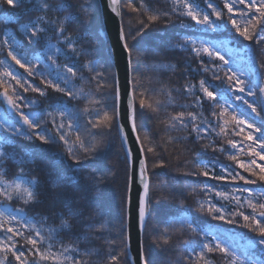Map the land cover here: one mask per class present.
<instances>
[{
    "label": "snow or ice",
    "instance_id": "snow-or-ice-1",
    "mask_svg": "<svg viewBox=\"0 0 264 264\" xmlns=\"http://www.w3.org/2000/svg\"><path fill=\"white\" fill-rule=\"evenodd\" d=\"M11 9L20 8L24 5V13H39L30 21L19 24L18 31L24 36V41L17 38L15 32L7 28L0 30V101L7 105L12 116L11 119H0V264H94L92 257L99 258V251L95 247H88L94 242L112 243L104 238L105 225L102 222H93L84 225L85 231L76 236L74 241L66 242L61 238V233L72 227L70 220L64 214L58 213L60 224L56 227L47 226V216L39 214L29 216L27 209L40 201L38 200L37 187L39 181L35 176L30 175V165L34 163L33 154L24 149L16 141L26 142L39 141L42 144H54L59 141L65 152L75 163L79 164L80 159L76 150L85 154L95 153L99 150L100 144L95 142V135L88 128L84 131L92 136L91 143H88L81 135L80 125L73 112L63 100L55 105H49L50 111L40 112L35 109L26 113L24 108H32L38 103L37 99H29L26 93L32 92L39 97H47L48 89L62 94L71 100H85L95 105L94 119L88 120L92 129L105 127L108 131L113 128L118 132L122 145L125 146L126 156L129 161L132 159V152L127 148L128 136L124 124L121 123L120 101L121 92L118 78L114 81V106L111 111L103 105V101L91 92H86L83 87H76L75 81L83 80L79 74L75 60L86 56V45L89 41L88 27L92 23V13L88 11L90 6L80 5L79 17L74 16L70 6L57 4L54 0H3ZM206 7H201L198 0H170L169 11H159L148 8L144 0L139 4L135 0H108V8L116 17H122L123 10L138 13L146 17L147 22L141 19L142 25L136 35L126 36L123 25L120 27L119 40L127 56V63L131 67L133 62V49L129 46L128 39H136L151 24L160 21L162 18L171 19L172 16L184 17L201 25L205 30L213 32L221 31L231 25L235 33L245 41L254 42L260 45L264 42V0H221L223 8L219 7L215 0H203ZM243 6V7H239ZM226 10V12H225ZM0 22L8 24L14 22L7 17L0 16ZM71 24H78L80 31L73 35L68 31ZM181 27L186 25L181 21ZM51 33V35H49ZM42 45L41 50L29 53L27 47ZM175 47L182 52L189 51L195 58L208 57L210 61H220V65L213 64L211 67L205 65L200 59V71L211 72L212 79L227 83L226 89H219L218 86L210 84L201 78L198 83L186 82L182 88H161L156 95L164 96L165 100L153 99L146 89L137 92L136 79L133 76L130 83L132 90L127 96V119L130 122L133 133L137 132L136 112L137 97L141 110L158 112L161 107L179 108L180 111L169 113L162 123L166 133H187L185 136L168 135L166 144L183 143L192 137L195 141H204L214 134L216 137L224 138V143L217 145L215 140H209L202 145V151L220 152L235 162L236 169H243L249 173L245 177L240 171L219 164L221 174L215 169L218 161L199 160L194 164V170L185 172L187 176L210 177L217 181H224L236 185L237 181H243L245 185L256 184L257 180L264 183V85L257 87V83L251 79L258 71L253 67L256 63L255 55L250 47L231 49L225 42L197 41L191 36H184L181 42ZM227 50L231 59H226L222 51ZM60 57L73 63H58ZM22 69L23 73L15 70ZM41 66L49 69L47 76L41 70ZM226 66V67H225ZM89 72L95 73L92 79L98 80L102 73L88 60L84 65ZM163 67V66H161ZM264 67V65H260ZM172 72L178 70L175 64L169 65ZM52 70H55L53 76ZM223 73V77L220 73ZM26 74V76H25ZM53 76L52 79L47 78ZM40 78L43 87L36 86L34 80ZM31 78V79H29ZM14 82V85L13 83ZM5 85H7L5 87ZM228 93L235 95V100L242 102L254 118H244L238 115L236 110L228 103ZM240 93L243 95H236ZM181 94L188 103H177L175 95ZM245 96L253 100L245 99ZM223 103H220V100ZM208 103L210 116L204 115V105ZM219 108V112L215 109ZM192 109H196L193 111ZM85 112H90L85 107ZM91 114V113H90ZM45 117L51 118V131L43 128L47 123ZM57 117L59 119H57ZM230 117V120L228 119ZM214 118V119H213ZM259 119V124L256 123ZM232 130H229V125ZM243 136V141L227 139L230 135ZM74 134V139H70ZM194 134V135H193ZM146 139H149L146 137ZM137 142L140 136L136 135ZM157 145L149 142L145 149L140 146L142 158L139 160V180L143 191L138 199L137 223L141 234L144 233L147 222L150 219V178L149 162L145 153L155 154ZM241 155L251 157L247 162L239 159ZM11 163L16 167V175L8 179L7 165ZM165 161L158 160L152 164V168H162ZM258 169V171H257ZM93 174L96 172L92 170ZM251 177H256L252 179ZM66 179L67 184L74 183L72 177H60L50 179L53 190L61 187L60 181ZM197 191L205 193V199L197 200L196 210L201 213L212 215L213 219L227 220L228 223H239L237 217L243 221L242 227L247 228L254 235L245 242L240 243L233 236H223L212 232L201 233L193 226L192 221L186 214H177L172 217L163 230L162 241L167 244L175 234L183 235L185 231L201 236L197 246L199 252L194 260L184 257L189 264H212L209 254L219 253L225 258L227 264H264V191H253L251 188L235 186L231 191L220 190L207 184L198 185L192 189V194ZM214 193L220 200L233 205L229 210L225 205L217 206L212 202L208 194ZM246 193V196L238 194ZM63 193L56 192L58 198ZM13 201L18 202L20 207H13ZM7 202V203H5ZM183 205V201H180ZM68 216H75L77 219L84 215L83 210L73 211L67 203ZM245 207L251 210L246 214ZM129 237L125 235V247L128 245ZM81 243L86 246L82 249ZM191 246L193 241H185ZM259 249V255L257 250ZM195 251V249H193ZM11 257V259H9ZM141 264H151L143 250L141 241ZM98 264H119L117 255L108 254ZM178 264V262H177Z\"/></svg>",
    "mask_w": 264,
    "mask_h": 264
},
{
    "label": "trees",
    "instance_id": "trees-1",
    "mask_svg": "<svg viewBox=\"0 0 264 264\" xmlns=\"http://www.w3.org/2000/svg\"><path fill=\"white\" fill-rule=\"evenodd\" d=\"M54 2L69 5L72 14L77 17L80 15L81 4L90 6L88 11L92 13L93 20L88 27L90 41L86 45L88 54L74 61L79 74L83 76V80H76L75 85L78 88L83 87L86 92H91L94 96L101 99L104 107L111 111L114 106V81L116 75L108 40L104 34L99 0H54ZM139 2L140 0H135L137 5ZM198 2L202 8L206 7L203 0H198ZM215 2L219 7L223 8L221 0H215ZM144 3L148 8L159 11H169L171 9L170 0H144ZM27 7H30V5L26 4L23 7L11 9L3 0H0V16L14 21L8 24L0 22V30L7 28L15 32L19 40L24 41V36L18 31L19 24L26 23L39 14L36 12L25 14L24 8ZM141 19L147 22L146 17L143 15L127 9L123 10L122 25L126 36L136 35L142 27L139 23ZM181 21L186 27H181ZM68 31L76 35L80 31V26L71 24L68 27ZM184 36H191L197 41L225 42L227 47L233 50L244 48L245 46L250 47L256 61L253 67L258 69L257 73L251 76V79L257 83V87L264 85V67H260V65H264V42L256 45L254 42L243 40L242 37L235 33L230 24L221 31L213 32L205 30L201 25H196L195 22L188 18L172 16L171 19L162 18L160 21L151 24L140 35L136 36L135 40L128 39L129 46L133 49L131 74L132 78L134 76L136 79L137 92L146 89L153 99L163 101L166 99L164 96L156 95L161 88H182L186 82L198 83L201 78L212 85L218 86L219 89L227 88L226 82L213 80L211 72L200 71V59L203 60L205 65L210 67L213 64L219 66L220 61H210L206 56L197 59L189 51L182 52L175 47ZM26 47L29 53H35L41 50L42 45L34 47L26 45ZM222 54L225 55L226 59H231L226 49L222 51ZM0 58H3V56L0 55ZM88 60H91L97 71L102 73L98 80L92 79L95 73L89 72L87 68L83 67ZM58 63H73V61L60 57ZM172 64L178 66L176 72H172L168 68ZM15 70L23 73V70L19 69L18 66ZM41 70L47 76L49 69L41 66ZM52 72L54 76L55 70H52ZM220 75L223 77L222 72ZM53 76H48L47 78L52 79ZM12 83L14 85V82ZM34 83L36 86L43 87L39 77L35 78ZM0 91H2V88H0ZM236 95L243 94L236 93ZM25 96L29 99L38 100V103L33 105L32 108L23 109L26 113L33 109L40 112L50 111L49 105H55L58 101L63 100L77 118L81 135L85 137L86 141L88 143L93 142L92 136L84 131L85 128H88L95 135V142L100 144L99 150L95 153L85 154L76 150V155L80 159V163L77 164L67 155L59 141L47 145L39 141H16L25 150L33 154L34 163L29 166L31 169L30 175L35 176L39 181L37 192L40 202L27 209L28 215L39 214L40 216H47V226L56 227L60 224V217L57 214L62 212L64 217L68 218L72 224L71 229L65 230V232L60 234L61 238L66 242L74 241L76 236L83 233L85 224L102 222L105 225L104 238L112 243L94 242L93 245H88V247H95L99 251V258L97 256L92 257L94 264H98V260H105L108 254L117 255L119 264H131L128 249L124 243L125 235H127L126 215L130 166L118 132L115 128L112 131H108L103 126L92 129L88 125V120L94 119L95 105L89 104L85 100L69 101L67 97L51 89H48L47 97H39L38 94L32 92L26 93ZM228 97V103L236 110L238 115L244 116V118H254V115L250 114V110L242 102L235 100L233 93H228ZM175 98L177 103L189 102L181 94H176ZM245 99L253 100L252 97L247 96H245ZM138 100L139 96L137 97L136 126L141 144H143L145 149L149 146L150 141L157 145L155 154L145 153L149 162L151 216L143 234V247L144 253L151 264H177V262L178 264H189V261H186L184 257L194 260L199 252L200 249L197 244L201 236L187 230L183 235H173L169 243H163V230L170 219L177 214H186L192 221L193 226L200 230L201 233L212 232L223 236H233L240 243L252 237L254 233L241 226L243 221L239 217H237V220L240 221L239 223H228L227 220L213 219L210 214L198 212L196 210L197 200L205 199V193L197 191L192 194V189L198 185L207 184L229 192L235 186L251 188L253 191L259 192L264 191V183L257 180L256 184L245 185L243 181H237L236 185H233L228 182L211 179L210 177L184 175L185 172L193 171L195 162L199 160L218 161L215 169L217 174H221L219 164L236 169L235 162L229 160L225 154L218 151L213 152L211 149H208L207 152L202 151V145L208 143L209 140H215L217 145L224 143L226 150H230L224 138L216 137L212 134L204 141L197 142L192 137H189L183 143L166 144L165 141L169 134L172 136L187 135V133L183 132L166 133L162 123L169 113H174L181 109L161 107L158 112H152L148 109L141 110ZM220 103H223L222 99ZM85 107H88L90 112H85ZM192 110L195 111L196 109ZM215 110L219 112V108ZM210 111L211 109L206 102L204 115L210 116ZM11 116L12 114L8 110L7 105L0 101V119H11ZM50 119L45 117L47 123L42 125L43 128H47L49 131L52 130ZM57 119L59 118L57 117ZM228 119L230 120V117ZM256 123L259 124L258 118H256ZM232 127L230 124V131ZM247 131L245 129L244 133L230 135L227 139L243 141V136ZM146 137L149 139H146ZM70 139H74V134ZM238 158L245 162L251 159V157L246 155H241ZM158 160L165 161V166L152 168V164ZM257 163H264V161L257 159ZM7 168L6 178L12 179L16 175V167L9 163ZM93 169L96 170L94 174ZM236 170L240 171L245 177H249V173L244 172L243 169ZM57 176L72 177L75 182L68 185L66 179H62L60 181L61 187L53 190L50 179H55ZM251 178L256 179V177ZM56 192L63 193V195L57 198L55 196ZM238 195L243 197L247 194ZM208 196L217 206L223 204L229 210H232V204L220 200L214 193H210ZM180 201L184 202L183 205H181ZM11 203L13 207L21 206L16 201ZM65 203L73 211L83 210L84 215L79 219L75 216L69 217ZM243 210L246 214L251 213V210L247 207ZM185 241H193L195 243L187 246L184 243ZM80 246L83 249L86 245L81 243ZM257 254H260L259 249ZM209 259L212 264H227L225 258L219 253L209 254ZM13 264H15L14 261Z\"/></svg>",
    "mask_w": 264,
    "mask_h": 264
},
{
    "label": "water",
    "instance_id": "water-1",
    "mask_svg": "<svg viewBox=\"0 0 264 264\" xmlns=\"http://www.w3.org/2000/svg\"><path fill=\"white\" fill-rule=\"evenodd\" d=\"M101 15L103 21L104 32L108 40L109 49L114 65L116 78L119 80L121 101V123L124 124L125 131L128 136L127 148L131 149L132 159L129 161L130 173L127 193V215L126 230L128 239V253L131 264H141V241L143 242V234L139 231L138 217V199L142 194L143 188L139 180V160L142 158L140 152L141 141L137 142L136 135L131 130L130 122L127 119V96L132 90L131 67L127 63V56L119 40V31L122 25V17H116L108 8V0H99ZM125 149V146H124ZM144 250V247H143Z\"/></svg>",
    "mask_w": 264,
    "mask_h": 264
}]
</instances>
